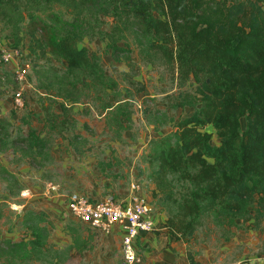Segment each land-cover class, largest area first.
Here are the masks:
<instances>
[{
	"label": "trees",
	"instance_id": "obj_1",
	"mask_svg": "<svg viewBox=\"0 0 264 264\" xmlns=\"http://www.w3.org/2000/svg\"><path fill=\"white\" fill-rule=\"evenodd\" d=\"M109 10L115 25L106 30L102 16ZM2 21L17 38L9 42L29 47L37 86L52 100L42 103L46 120L54 101L69 113L88 99L114 113L121 127L132 123L129 100L85 37L107 39L117 57L128 52L118 41L129 29L146 56L157 54L173 66L181 84L196 82L199 96L180 104L200 105L170 119L171 129L152 140L147 158L152 196L167 212L170 239L189 241L204 217L232 226L253 216L252 208L258 220L264 216V0H0ZM23 25L35 41L31 46L19 41ZM41 54L64 61L66 68H38ZM126 58L131 61L130 54ZM9 125L0 118V151L14 141ZM214 133L219 143L212 141ZM22 139L40 137L31 131ZM49 224L45 210H26L27 234L0 239V264L42 260L52 249Z\"/></svg>",
	"mask_w": 264,
	"mask_h": 264
},
{
	"label": "rangeland",
	"instance_id": "obj_2",
	"mask_svg": "<svg viewBox=\"0 0 264 264\" xmlns=\"http://www.w3.org/2000/svg\"><path fill=\"white\" fill-rule=\"evenodd\" d=\"M102 17L103 28L110 30L115 25L111 10ZM120 34L118 44L128 52L118 51L117 57L108 47V40L101 36L85 37L84 43L100 54L106 71L118 81L120 96L129 100L132 112L129 127H121L114 113L102 110L88 99L73 104L69 113L58 99L52 105L50 120H46L42 103L48 106L52 100L37 86L35 68L29 83L22 88L13 77L11 64L0 62V118L9 120V139L14 140L9 149L0 151V164L15 175L14 178L0 169V239L23 238L27 234L22 225L25 211L45 210L50 220L52 249L34 264L126 263L121 233L105 234L69 212L67 201L73 192L91 198L113 194L121 199L124 197L121 188L138 179L143 192L154 203L158 223L163 226L167 220L166 210L152 196L148 153L152 140L171 129L170 119L178 120L200 105L199 101L180 102L194 100L199 93L195 81L181 84L173 66L159 55L146 56L132 31L125 28ZM0 39H17L4 21L0 22ZM19 41L29 46L35 43L24 25ZM127 54L131 55V61ZM35 62L38 68L56 65L60 72L66 68L64 61L46 54L39 55ZM20 90L23 106L13 102ZM246 123V116H242L243 129ZM31 131L40 137L38 142L22 139ZM212 141L220 142L217 134L214 133ZM45 195L59 204L49 205ZM255 212L252 208L253 216L247 220L238 218L232 226H221L204 217L189 241L178 240L186 245L188 264H264V216L258 220ZM165 227L158 230L166 231L170 239ZM140 237L136 246L141 262L137 264H148L156 250L142 245Z\"/></svg>",
	"mask_w": 264,
	"mask_h": 264
},
{
	"label": "built area",
	"instance_id": "obj_3",
	"mask_svg": "<svg viewBox=\"0 0 264 264\" xmlns=\"http://www.w3.org/2000/svg\"><path fill=\"white\" fill-rule=\"evenodd\" d=\"M29 51L27 45H14L12 42L0 39V60L5 64H11L13 77L22 88L29 83V78L32 76L33 61ZM13 102L17 106H23L25 101L21 90L15 95ZM67 207L75 219L105 234L112 233L114 227L118 226L125 264L141 262L136 240L143 231H154L156 223L153 217L154 203L143 192L142 183L138 179H133L129 183V192L121 199L113 194L104 198H91L73 192L68 198Z\"/></svg>",
	"mask_w": 264,
	"mask_h": 264
},
{
	"label": "crops",
	"instance_id": "obj_4",
	"mask_svg": "<svg viewBox=\"0 0 264 264\" xmlns=\"http://www.w3.org/2000/svg\"><path fill=\"white\" fill-rule=\"evenodd\" d=\"M150 186L153 189L155 185L153 184V182H150ZM121 192L123 196H127L129 192V185L125 189L121 188ZM46 197L49 205L52 202H56L57 204H59L57 201H54L51 197ZM157 216H159L157 213L153 215L155 223L157 225L155 229L156 231L143 232L140 235L141 237L139 236L141 238L140 240L142 245L146 247L152 246L156 250V253L152 256V259H149L148 264H188L186 245L181 241L175 240L174 238L170 240L166 231H163L161 233L158 229L162 230L166 227L165 225L162 226L158 223L159 219H157ZM158 224L160 227H158ZM112 233L114 235L120 234L119 227L115 226ZM167 241H169V244H167Z\"/></svg>",
	"mask_w": 264,
	"mask_h": 264
}]
</instances>
